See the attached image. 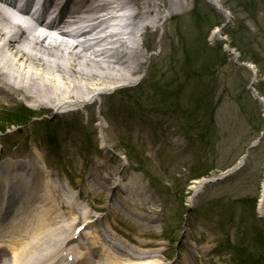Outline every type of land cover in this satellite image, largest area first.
<instances>
[{
    "label": "rangeland",
    "instance_id": "1",
    "mask_svg": "<svg viewBox=\"0 0 264 264\" xmlns=\"http://www.w3.org/2000/svg\"><path fill=\"white\" fill-rule=\"evenodd\" d=\"M183 3L172 11L160 8V16L150 19L158 21L142 45L146 56L134 84L104 93L93 107L57 114L0 99V163L10 168L36 162L43 195L51 196L43 184L48 181L70 196L72 208L57 207L50 218L72 226L64 237L85 225L76 219L90 211L96 230L109 233L111 224L117 243L155 251L158 264H264V215L258 213L264 184V0ZM131 15L129 33L135 30ZM231 49L253 72L236 65ZM28 109L36 115H27ZM241 159L244 166L224 178ZM109 179L110 189L118 185L135 193L114 197L116 190L104 189ZM202 180L206 184L194 192L193 183ZM32 198L34 219L54 210L53 199ZM84 234L72 243L82 244L75 247L78 255L90 249L116 253L102 237ZM115 253L105 255L112 261Z\"/></svg>",
    "mask_w": 264,
    "mask_h": 264
},
{
    "label": "bare ground",
    "instance_id": "2",
    "mask_svg": "<svg viewBox=\"0 0 264 264\" xmlns=\"http://www.w3.org/2000/svg\"><path fill=\"white\" fill-rule=\"evenodd\" d=\"M46 1L44 0L43 3L50 4L46 8L45 19L60 10L58 20L51 19L45 29L46 33L25 27L27 21L18 18L12 11L0 8V99L13 98L22 108H25L23 102H31L38 111L52 108L57 114L93 107L95 100L104 93H110L119 86L133 85L132 78L141 72L146 56L142 46L130 49L121 33L113 38L114 36L111 37L107 32L110 29L109 23L116 19L113 17L115 10H130L132 12L130 20L135 22L133 23L135 31H142L147 41L158 21V19L155 21L150 19L160 16V8L172 11L184 5L183 0H48L47 3ZM55 33L59 36H55ZM133 34L134 30L126 36L131 38ZM215 34L218 37L221 35L217 30ZM64 38L71 40L65 41ZM86 40L88 41L85 42ZM100 45L106 47L95 48ZM28 111L34 112L31 109ZM239 162L242 164L243 159ZM41 179V172L38 171L36 162H16L10 168L6 163L2 165L0 163V204L7 205V209L9 202L32 204L28 210L19 207L16 211L19 216L13 217L9 224L11 227L7 229L10 238L0 244V252L4 246L10 249L12 264H47L48 262L65 264L59 259L62 246L64 247L65 243L67 247L72 239L76 238L71 231L68 232L67 237H64L66 235L64 233L68 228L72 230V226H60L50 221L52 215L56 214L57 207L61 210L72 208V203L69 202L70 196H63L48 181L43 184L49 189L51 196L43 195L44 191L41 190L42 187L40 188ZM110 180L104 189L107 192L111 189L116 190L114 197H119L120 193L129 198L128 195L135 193V191L127 192L122 187H117L118 185L110 189L108 187L111 184ZM204 183V180L195 181L192 190L198 191ZM39 190L42 195L38 193ZM33 194L36 202L53 199L55 211L51 207L46 208L34 219L36 215L33 217L31 211H38V207L35 208L37 205L31 200ZM193 199L194 197L190 198L189 203ZM258 204L259 215H264V184ZM121 205L122 201L119 206L114 204V208L120 209ZM44 207H48V203ZM140 207L145 210L146 202ZM95 209H97L96 205L91 207V210ZM81 219L85 221L86 238L100 236L105 244L108 243L116 251V253L110 250L107 252L105 249V253L95 252L97 254L95 259L90 258L86 264L159 263L153 261L157 257L155 251L131 249L123 242L121 245L117 243L110 235L111 232L96 230L91 222L95 217L90 211L79 213L76 221ZM144 220L148 224L156 221L147 218ZM12 230L17 231V234ZM143 246L147 247V245ZM143 246L139 247L143 248ZM106 253L108 255L115 253L116 259L109 261ZM117 254H121L122 258ZM66 256L69 257V253ZM125 256L127 259L123 258ZM1 261L2 264H10L6 256L1 258Z\"/></svg>",
    "mask_w": 264,
    "mask_h": 264
},
{
    "label": "trees",
    "instance_id": "3",
    "mask_svg": "<svg viewBox=\"0 0 264 264\" xmlns=\"http://www.w3.org/2000/svg\"><path fill=\"white\" fill-rule=\"evenodd\" d=\"M27 115H29V114H27ZM29 119V118H28ZM9 126H14V124H9ZM9 126H7L8 128H9ZM16 126V125H15ZM4 130H6V129H4Z\"/></svg>",
    "mask_w": 264,
    "mask_h": 264
}]
</instances>
